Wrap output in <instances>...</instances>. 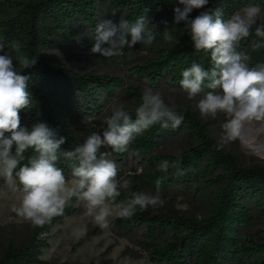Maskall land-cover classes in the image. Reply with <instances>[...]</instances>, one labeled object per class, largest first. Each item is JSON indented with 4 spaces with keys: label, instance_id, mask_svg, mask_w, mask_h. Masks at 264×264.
I'll return each instance as SVG.
<instances>
[{
    "label": "trees",
    "instance_id": "16d2710c",
    "mask_svg": "<svg viewBox=\"0 0 264 264\" xmlns=\"http://www.w3.org/2000/svg\"><path fill=\"white\" fill-rule=\"evenodd\" d=\"M250 5L264 9V0H209L205 8L194 9L191 16L194 18L208 8H221L223 18L228 19L237 10ZM175 7L183 6L176 0L109 2L111 20L118 23L123 17L135 23L145 17L146 28H150L155 36L151 45L137 43L143 50L154 49L155 57L132 69L151 86L165 83L182 88V72L193 63L206 70L213 67L210 53L194 49L183 23L173 24ZM0 17L2 43L10 46L11 42L19 40L22 53L37 58V63L24 72L31 75L28 91L32 107L20 112L21 126L31 130L34 124L46 122L67 138L58 152L57 167L63 169L70 180L74 162L66 160L63 152L74 150L82 142L67 127L66 108L70 107L83 117H94L116 96L124 80L82 73L48 62L44 50L53 44V37L69 35L68 23H83L88 34L95 36L99 22L96 3L94 0H0ZM254 29L255 26L253 34L241 41L237 49L248 57L250 66L264 64V48H254V44L264 41L255 36ZM165 31L173 36L171 42L164 39ZM128 39H131L130 35ZM207 91L212 90L205 87ZM135 109L125 108L133 119ZM175 111L183 116L178 127L154 124L137 136L123 153L112 152L110 147L101 149L112 153L111 158L118 166V179L129 167L130 179L136 182L129 192L122 191L117 203L133 191L142 192L146 188L157 193V180L160 181L159 194L165 195L176 186L191 187L193 183L201 182L218 186V189L208 214L203 217L188 215L167 204L149 207L146 211L137 210L129 219L117 217L112 220L110 230L136 247L127 246L123 254L135 259L145 257L151 264H264V166H239L230 154L222 148L217 149L218 142L209 136L195 112L178 108ZM187 132L196 144L178 154L160 151L169 141ZM34 155V149H29L22 165ZM177 159L178 164L175 163ZM164 160L174 166L161 171L159 164ZM139 167L141 171L137 173ZM4 182L1 178L0 188ZM16 185L22 191L18 179ZM76 203L77 199L73 198L63 215L43 226H34L24 245L16 247L8 242L0 256V264H50L40 258L42 249L48 246L42 234L64 218L78 214ZM98 231L88 227L84 236Z\"/></svg>",
    "mask_w": 264,
    "mask_h": 264
},
{
    "label": "clouds",
    "instance_id": "9594fccd",
    "mask_svg": "<svg viewBox=\"0 0 264 264\" xmlns=\"http://www.w3.org/2000/svg\"><path fill=\"white\" fill-rule=\"evenodd\" d=\"M176 2L183 7L174 8L173 24L183 23L194 49L210 53L213 63L211 70L193 63L183 70L180 85L188 99L200 97L196 107L202 117L216 118L223 113L229 118L217 144L219 150L239 135L242 124L264 121V64L250 66L248 57L237 51L241 41L253 34L254 26L255 36L264 41V24L256 26L261 10L250 5L224 19L221 8H208L193 18V10L205 8L209 0ZM92 39L93 54L113 57L137 43L151 45L155 36L146 28L145 17L135 23L121 17L118 23L111 19L100 20ZM164 39L171 42L173 36L165 31ZM254 48H264V43H256ZM21 49L19 40L11 42L9 48L0 43V177L13 185L18 179L22 185V199L13 209L16 214L34 226H43L63 215L71 200L76 198L86 202L97 225L108 228L113 206L117 216L129 219L137 210L163 205L159 180L155 195L133 191L117 203L122 191L129 192L132 182L118 179V166L111 158L112 153L101 149L110 147L112 152H126L132 141L152 125L160 123L165 128H176L183 116L165 103L159 91L151 88L143 91L142 103L135 109V119L122 105H112L111 114L104 117L102 134L92 133L74 150L63 152L66 160L74 162L69 181L63 169L57 167L58 152L67 138L46 122L34 124L31 130L21 126L20 112L32 107L28 91L31 75L24 72L37 63V58H30ZM205 87L212 91L205 92ZM29 149H34L36 155L22 165ZM18 166L19 171H16ZM171 166L174 165L168 160L159 164L161 171Z\"/></svg>",
    "mask_w": 264,
    "mask_h": 264
},
{
    "label": "rangeland",
    "instance_id": "374dc122",
    "mask_svg": "<svg viewBox=\"0 0 264 264\" xmlns=\"http://www.w3.org/2000/svg\"><path fill=\"white\" fill-rule=\"evenodd\" d=\"M94 1L98 20L111 19L110 0ZM260 10L256 26L264 24V9L260 8ZM0 20H2L1 17ZM147 29L151 31L150 28ZM67 30L69 35L53 37V44L44 50V56L48 62L63 65L82 73L121 77L124 80V85L117 89L116 96L94 117H83L70 107L66 108L67 127L81 142L92 133L102 134L104 117L111 114L112 105L137 108L142 103V94L146 88L159 91L165 103L173 106L174 109H187L195 112L205 124L209 136L217 142L220 141L223 125L229 119L225 114L219 113L216 118L202 117L196 107L200 97L190 100L182 88L172 87L165 83L151 86L145 79L139 78L134 71L132 72L135 67L144 65L149 59L155 57L154 49L143 50L136 44L133 47H125L119 56L104 57L91 52L94 35L88 34L83 23H68ZM0 43H2L1 40ZM85 43L88 44L84 45ZM4 44L6 48L10 47L6 43ZM13 55L16 54L13 53ZM263 143L264 139L260 137L258 144ZM193 144H196V140L187 132L169 141L160 151L163 154H178ZM221 148L230 154L241 167L264 166V151L248 148L241 142L239 135ZM129 169L128 167L120 179L131 180L135 187L136 182L130 179L132 175ZM140 171L139 167L137 173ZM217 189L218 186H208L201 182L193 183L191 187L176 186L168 195L160 194V196L165 201L163 205H173L188 215L203 217L208 214ZM142 192L156 194L146 188ZM22 196L23 192L18 189L16 183L13 185L5 181L0 188V256L8 242L16 247L24 245L34 227L13 210L14 207L19 206ZM75 206L79 208L78 214L64 218L42 234L48 242V246L41 251L40 258L42 260L50 264H151L145 257L135 259L124 255L123 250L127 246L133 249L136 247L127 239L112 232L109 227L101 228L97 225L94 217L88 212L86 202L77 200ZM115 211L113 206V216L109 218L110 222L119 217ZM88 227L97 228L99 231L84 236ZM262 229H264V222Z\"/></svg>",
    "mask_w": 264,
    "mask_h": 264
},
{
    "label": "bare ground",
    "instance_id": "6f19581e",
    "mask_svg": "<svg viewBox=\"0 0 264 264\" xmlns=\"http://www.w3.org/2000/svg\"><path fill=\"white\" fill-rule=\"evenodd\" d=\"M260 137L264 139V121H252L241 125L239 138L248 148L264 151V143L258 144Z\"/></svg>",
    "mask_w": 264,
    "mask_h": 264
}]
</instances>
